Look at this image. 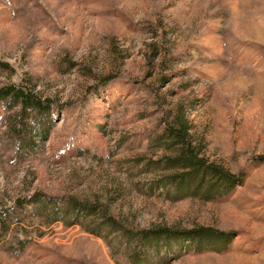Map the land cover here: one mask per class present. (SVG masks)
<instances>
[{
	"label": "rangeland",
	"instance_id": "1",
	"mask_svg": "<svg viewBox=\"0 0 264 264\" xmlns=\"http://www.w3.org/2000/svg\"><path fill=\"white\" fill-rule=\"evenodd\" d=\"M22 81L50 100L25 119L48 135L21 143L20 107L0 99V264H131L69 197L136 229L226 234L161 238L148 264H264V0H0V87ZM181 107L234 184L166 166Z\"/></svg>",
	"mask_w": 264,
	"mask_h": 264
},
{
	"label": "trees",
	"instance_id": "2",
	"mask_svg": "<svg viewBox=\"0 0 264 264\" xmlns=\"http://www.w3.org/2000/svg\"><path fill=\"white\" fill-rule=\"evenodd\" d=\"M157 50V48L153 47L151 51L155 57L158 54ZM108 78L110 76L103 80H108ZM103 80L102 82L104 83L102 84H105ZM163 82H165L164 79ZM0 99L6 100L10 105L20 107L13 126V132L21 143L28 141L31 144H35V139L45 140L47 138V130H43L44 133L39 132V121L31 126L25 123V119H29L32 112L37 113L39 116L47 114L51 108L48 98H44L39 92L22 81L19 84L9 83L0 87ZM165 119L166 126L162 137L165 138V149L169 151L166 155L167 167L185 170L188 176L199 177V179L201 178L200 180H204L207 174L213 173L220 180L228 183L234 182L236 177L228 171L208 163V160L201 155L199 148L192 140L188 118L182 107L177 109L174 115L167 111ZM67 204L73 208L76 216L80 214L95 216L99 221V225L106 226L109 230L117 231L120 234V238L128 244V247H135V250L130 253L131 264H148L146 263L144 248L150 249L152 245L156 248L158 240L164 237L178 239L181 242H190L199 247L204 239L224 238L226 236L223 232H218L209 227L136 229L133 226L131 227L128 224L117 221L110 214L107 206L101 204L98 200H78L77 198L69 197ZM89 231L101 235L98 229H90Z\"/></svg>",
	"mask_w": 264,
	"mask_h": 264
}]
</instances>
